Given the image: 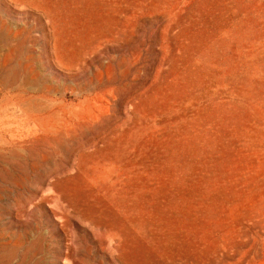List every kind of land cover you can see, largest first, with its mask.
<instances>
[{"label":"rangeland","instance_id":"rangeland-1","mask_svg":"<svg viewBox=\"0 0 264 264\" xmlns=\"http://www.w3.org/2000/svg\"><path fill=\"white\" fill-rule=\"evenodd\" d=\"M0 264H264V0H0Z\"/></svg>","mask_w":264,"mask_h":264}]
</instances>
